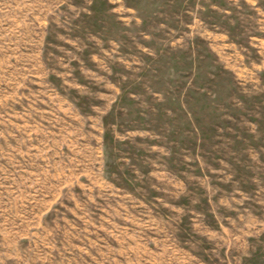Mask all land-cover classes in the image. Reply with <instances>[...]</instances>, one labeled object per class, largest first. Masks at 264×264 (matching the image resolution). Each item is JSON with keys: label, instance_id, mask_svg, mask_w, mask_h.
<instances>
[{"label": "rangeland", "instance_id": "1", "mask_svg": "<svg viewBox=\"0 0 264 264\" xmlns=\"http://www.w3.org/2000/svg\"><path fill=\"white\" fill-rule=\"evenodd\" d=\"M0 264H264V0H0Z\"/></svg>", "mask_w": 264, "mask_h": 264}]
</instances>
